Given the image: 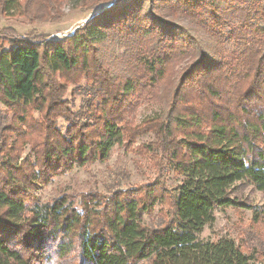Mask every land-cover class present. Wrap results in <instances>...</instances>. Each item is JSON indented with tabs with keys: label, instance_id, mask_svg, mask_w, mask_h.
<instances>
[{
	"label": "trees",
	"instance_id": "1",
	"mask_svg": "<svg viewBox=\"0 0 264 264\" xmlns=\"http://www.w3.org/2000/svg\"><path fill=\"white\" fill-rule=\"evenodd\" d=\"M61 3L0 0V14L51 21ZM108 3L59 41L12 35L0 47V102L13 119L0 122V264H259L232 239L197 234L216 209L248 207L255 221L264 213L235 193L264 191V0ZM178 59L187 63L174 71ZM145 101L163 103L162 113L137 123ZM147 132L182 176L168 212L154 213L163 203L154 186L35 197ZM20 143L29 153L18 162Z\"/></svg>",
	"mask_w": 264,
	"mask_h": 264
},
{
	"label": "rangeland",
	"instance_id": "2",
	"mask_svg": "<svg viewBox=\"0 0 264 264\" xmlns=\"http://www.w3.org/2000/svg\"><path fill=\"white\" fill-rule=\"evenodd\" d=\"M109 1L111 0H62L57 11L52 12L49 9L51 21L30 22L22 11L21 13L11 11L9 15L0 14V33H3L0 34V47L7 48L6 38L12 35L59 41L73 34L85 20L106 7ZM39 14L42 13L39 12ZM234 19L236 17L232 15L231 20ZM174 20L177 24L188 27L198 40L199 37L205 39L194 22L181 16ZM262 36L264 38V33ZM225 47L226 52L234 48L231 44H226ZM186 63L187 59H178L174 71H179ZM83 84L84 81L80 80L75 86ZM74 88L70 86L69 91ZM68 96L69 93L66 97ZM78 102L79 98H77V104ZM162 109L163 103L160 101H145L136 109L135 121L139 123L154 118L162 113ZM37 115L30 113L32 118H37ZM2 121L10 123L13 119L12 112H9L0 102V122ZM10 138L9 142L12 143L14 137ZM149 143H154V151H149L147 155H143L142 152L138 153L140 149L137 150V148ZM21 148L18 162L29 153L27 143H20L18 149ZM168 155L167 150L158 147L154 135L147 132L136 138L130 151L113 145L106 160L95 162L87 167H75L68 173L54 177L49 184L40 186L35 191V197L44 203L61 194L76 195L95 191L102 196H108L110 192L116 190L148 189L149 186H154L152 187L154 194L161 197L163 202L155 206L154 213L158 214L160 209L166 213L170 209V196L176 194V189L182 180V176L169 167ZM235 193L244 206L264 208V191H258L252 186L240 185ZM254 217L255 213L248 207L216 209L214 220L202 228L197 238L201 242H216L221 238L232 239L244 253L254 256L259 264H264L262 257L264 253V213L259 214L258 221H255Z\"/></svg>",
	"mask_w": 264,
	"mask_h": 264
},
{
	"label": "water",
	"instance_id": "3",
	"mask_svg": "<svg viewBox=\"0 0 264 264\" xmlns=\"http://www.w3.org/2000/svg\"><path fill=\"white\" fill-rule=\"evenodd\" d=\"M88 20V19H87ZM87 20H85L84 22H86Z\"/></svg>",
	"mask_w": 264,
	"mask_h": 264
}]
</instances>
